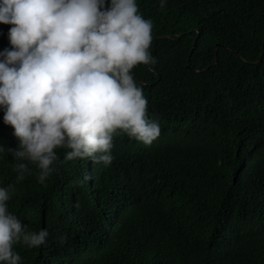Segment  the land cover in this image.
Wrapping results in <instances>:
<instances>
[{
	"label": "trees",
	"instance_id": "16d2710c",
	"mask_svg": "<svg viewBox=\"0 0 264 264\" xmlns=\"http://www.w3.org/2000/svg\"><path fill=\"white\" fill-rule=\"evenodd\" d=\"M136 3L153 22L156 63L132 70L161 128L151 145L121 132L110 165L57 149L43 184L31 163L17 181L0 107L7 210L49 233L14 245L20 264H264V0ZM11 27L0 23V52Z\"/></svg>",
	"mask_w": 264,
	"mask_h": 264
},
{
	"label": "clouds",
	"instance_id": "9594fccd",
	"mask_svg": "<svg viewBox=\"0 0 264 264\" xmlns=\"http://www.w3.org/2000/svg\"><path fill=\"white\" fill-rule=\"evenodd\" d=\"M166 0H161V7ZM0 23L11 49L0 52V107L19 140L10 149L22 181L39 170L43 184L64 159L113 162L114 136L121 132L151 145L161 134L148 114V100L132 75L154 65L153 22L136 0H0ZM87 179V177H86ZM14 185L0 187V262L20 264L14 245L38 248L47 229L29 231L7 210ZM66 237L61 236L63 244Z\"/></svg>",
	"mask_w": 264,
	"mask_h": 264
}]
</instances>
